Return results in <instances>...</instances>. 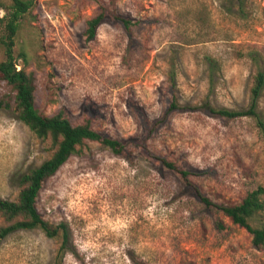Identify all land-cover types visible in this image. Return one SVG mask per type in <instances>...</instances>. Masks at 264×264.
<instances>
[{
    "label": "rangeland",
    "instance_id": "rangeland-1",
    "mask_svg": "<svg viewBox=\"0 0 264 264\" xmlns=\"http://www.w3.org/2000/svg\"><path fill=\"white\" fill-rule=\"evenodd\" d=\"M239 1L35 0L19 19L13 55L35 74L38 110L62 109L73 125L89 121L125 146L115 154L85 140L43 182L36 208L66 229L61 264H264L245 228L206 208L155 158L194 172L190 182L213 202L237 204L257 187L264 202L256 119L207 110L247 109L264 71V0ZM10 5L0 0V39ZM99 6L105 17L88 39ZM256 110L264 122V87ZM52 152L0 109V199L14 200L20 176ZM250 223L263 226L264 211ZM61 242V230L14 231L0 243V264H54Z\"/></svg>",
    "mask_w": 264,
    "mask_h": 264
},
{
    "label": "trees",
    "instance_id": "trees-1",
    "mask_svg": "<svg viewBox=\"0 0 264 264\" xmlns=\"http://www.w3.org/2000/svg\"><path fill=\"white\" fill-rule=\"evenodd\" d=\"M35 0H11L9 18L5 24L6 34L0 39L3 46L4 59L0 62V109L13 110L18 119L41 140H49L53 149L52 154L39 166L30 169L19 178L20 189L14 200L0 199V216L7 225L0 227V243L9 234L17 230L40 229L47 237L58 236L60 230L62 242L57 250L54 264H61L66 248L67 234L63 225L52 226L45 221L36 208V199L44 181L51 177L67 159L77 152V147L83 141H96L115 154L124 150V144L116 139L100 135L95 131L89 121L73 125L64 110L46 115L38 110L35 103L36 77L33 71L26 69V59L22 56L18 62L13 55L14 37L18 30L19 19L29 11ZM239 1V0H238ZM240 2V1H239ZM105 17V10L99 6L98 13L86 22V36L92 39L96 29ZM126 22V21H124ZM212 70L216 62L211 57L206 59ZM18 66H21L20 68ZM171 82L173 79L171 77ZM264 87V71H258L251 88L250 104L245 110H230L227 108H214L208 106L210 114L234 119L244 116L254 117L257 126L264 134V122L258 117L257 101ZM174 103H171V108ZM155 158L166 168L179 174L181 178L194 189L200 202L209 209L221 213L236 224L246 229L251 235V244L258 250L264 249V225L255 227L250 221L260 212L264 211V202L261 199L262 187L248 192L237 204H221L213 202L193 185L189 177L196 175L192 171L184 170L165 158ZM222 229V223L217 221Z\"/></svg>",
    "mask_w": 264,
    "mask_h": 264
}]
</instances>
